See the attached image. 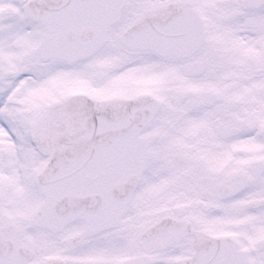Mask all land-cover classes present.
<instances>
[{
  "label": "snow or ice",
  "instance_id": "1",
  "mask_svg": "<svg viewBox=\"0 0 264 264\" xmlns=\"http://www.w3.org/2000/svg\"><path fill=\"white\" fill-rule=\"evenodd\" d=\"M0 264H264V0H0Z\"/></svg>",
  "mask_w": 264,
  "mask_h": 264
}]
</instances>
